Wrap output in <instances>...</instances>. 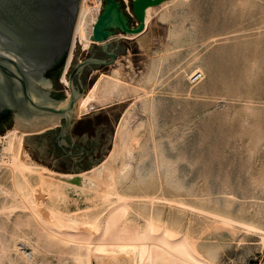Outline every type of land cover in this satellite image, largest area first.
Listing matches in <instances>:
<instances>
[{
  "label": "rangeland",
  "instance_id": "obj_1",
  "mask_svg": "<svg viewBox=\"0 0 264 264\" xmlns=\"http://www.w3.org/2000/svg\"><path fill=\"white\" fill-rule=\"evenodd\" d=\"M129 19L136 24L133 16L130 15ZM109 43L110 49L117 54L118 63L115 60L108 66H87L73 78L77 99L70 112L71 125L61 139L62 146L73 155H64L59 147L61 144L55 142L56 128L24 138L28 157L26 162L63 173H78L91 168L108 153L115 125L133 106L142 124L136 129L137 139L132 152L137 157L132 153L131 167L134 166L131 172L132 169L143 172L145 167L153 170L151 150L152 145L157 143L164 154L175 162L176 168L174 177L177 189L173 190L165 184V197L176 196L182 203L195 207L204 202L202 206L206 209L212 203L211 210L221 211L254 227L252 231L237 227L232 232L228 229L226 232V228H217L218 231L212 232L214 228H206L200 216L177 213L180 220L184 219L182 222H191L190 228L196 226H193L194 230L191 228V233L197 237L198 243L203 246L214 243L215 249L218 248L220 264L264 262V248L258 244L259 234L264 231V0H172L153 9L148 27L137 38L112 39ZM102 54L99 44L92 43L83 49L76 43L67 72L86 58L105 59ZM196 68L201 69V77L191 81L189 77ZM116 69L130 74L128 81L135 83L138 93L103 107L95 105L87 114L78 117L75 104L80 96L96 82L100 74L112 76ZM58 80L63 98L68 90L67 83L61 82L60 75ZM65 103L66 100L58 106L62 107ZM151 103L153 119H150L146 109L147 104ZM145 119L149 122L145 123ZM58 122L62 123L63 119L58 118ZM15 124L16 121L0 134ZM144 126H148L147 130ZM173 140L178 142L175 144ZM142 141H145L144 146L149 147H143ZM166 142L167 145H164ZM139 150L146 154L142 155ZM171 150H174L175 157L170 154ZM117 163L119 165V160ZM2 171L0 185L8 188L10 179ZM152 173L155 175V171ZM67 190L71 197V210L89 205L83 193L71 188ZM226 195H230V198ZM199 197L201 201L199 199L198 202ZM206 199L210 200L205 202ZM216 205L223 206L225 212ZM259 220L262 222L259 223ZM38 255L39 260L36 258V261L48 257L50 263L45 264L54 262L53 255ZM17 260L13 264H32L25 263L23 259Z\"/></svg>",
  "mask_w": 264,
  "mask_h": 264
},
{
  "label": "bare ground",
  "instance_id": "obj_2",
  "mask_svg": "<svg viewBox=\"0 0 264 264\" xmlns=\"http://www.w3.org/2000/svg\"><path fill=\"white\" fill-rule=\"evenodd\" d=\"M171 1H164L157 6ZM87 2L88 0H81L80 3L70 50L65 67L60 74V80L63 84L67 83L65 73L71 64L75 44L79 43L83 49H87L90 44L96 43L90 38L96 17L87 13ZM155 7L149 6L145 10V29L149 25ZM140 34L142 32L119 35V37L134 39ZM118 62L119 59L117 58L115 63ZM201 72L200 68H196L189 78L197 73L200 76ZM114 73L112 76L100 74L96 82L87 89L85 94L80 96L75 104V112L78 117L87 114L95 105L103 107L112 101L138 93L135 83L128 81L130 79L129 73H123L120 69H116ZM209 87L212 88L213 86ZM66 93L69 95L68 91ZM147 105L146 109L149 112L146 113L150 115V119H153L152 103ZM136 115V109L133 106L127 109L115 125L112 146L108 153L100 162L78 173H63L43 165H32L26 162L27 153L24 148V138L56 127L58 118L48 116L43 118L40 123L16 121V124L4 133L3 150L5 156L0 162V170L7 173L11 185L8 188L0 185V264H13L17 258L19 259L17 262L23 259L24 262L32 264L50 263L47 260L48 257H42L44 260L38 261V253L41 256L53 255L54 262L51 264H220L218 248L215 249L214 243L208 246L198 243L197 237L191 233V228L194 225L190 228L191 222L190 224L188 221L182 222L184 219L180 220L181 218L179 219L177 213H192L197 217L200 216V219L206 223V228L209 227L211 230L214 228L212 232L218 231L217 228H226V232L227 229L232 232L237 227H243L246 231L254 229L252 225L220 213V210V212L211 210V202L208 205L210 208L207 207L208 210L202 206L203 200L201 206L198 205L203 208H199L182 203L175 198L176 196L165 197V184L173 190L177 189V181L174 177V169L176 168L175 162L164 154L156 142L152 145L151 150L153 170H148L145 167L143 172L133 169L131 172V168L134 166L131 167V160L133 159L132 150L137 139L136 129L142 124ZM146 119L145 123L148 121ZM171 124L169 125L171 126ZM149 142L147 141V143ZM164 145H167V142ZM145 146L143 145V147ZM176 146L178 147V145ZM140 150L139 153H141ZM174 150H171L170 154H173ZM166 152L168 155L169 151ZM117 160H119V165ZM136 160L138 162V159ZM154 171L155 175L152 173ZM69 188L83 193L84 199L88 201L89 205L83 209L76 207L71 210L69 207L71 197L67 190ZM230 191L233 190L230 189ZM226 196L229 197L230 195ZM199 199L200 197L196 201L199 202ZM207 200L210 199H206L205 202ZM166 205L170 207L166 209ZM238 206L240 207V204ZM222 207L219 206L218 209L221 208L225 212ZM241 207L243 206L241 205ZM257 209L259 210V208ZM253 213L255 212L253 211ZM249 218L253 219L251 216ZM254 218L257 220V217ZM202 220L198 219V221ZM261 222L259 220V223ZM259 226L261 227V225ZM203 231L205 230L203 229ZM259 240L258 244L264 248V231L259 234ZM214 241L217 242V240ZM260 264H264V262L262 261Z\"/></svg>",
  "mask_w": 264,
  "mask_h": 264
},
{
  "label": "water",
  "instance_id": "obj_3",
  "mask_svg": "<svg viewBox=\"0 0 264 264\" xmlns=\"http://www.w3.org/2000/svg\"><path fill=\"white\" fill-rule=\"evenodd\" d=\"M102 1L90 38L107 59L89 57L69 73L66 71L69 96L65 92L61 98L58 76L65 67L81 0H0V114L11 113L0 131L14 121L40 123L53 116L63 119L49 129L58 128L55 142L61 144L71 125L70 112L77 99L73 78L78 71L113 64L117 54L110 49L109 41L122 38L119 35L143 32L146 8L167 0H132L131 16L136 20L133 27L119 0ZM55 68L58 72L49 74ZM64 100L65 105L59 107ZM59 147L64 155H73L62 144Z\"/></svg>",
  "mask_w": 264,
  "mask_h": 264
},
{
  "label": "built area",
  "instance_id": "obj_4",
  "mask_svg": "<svg viewBox=\"0 0 264 264\" xmlns=\"http://www.w3.org/2000/svg\"><path fill=\"white\" fill-rule=\"evenodd\" d=\"M124 4H125V11L129 15H131L129 8H128V1L124 0ZM102 7H103V1L102 0H94V1L88 0V2H87V10H88L87 13L94 15L97 19V17L99 16V14L102 10ZM199 77H201V75L199 76V74L197 73L189 79L191 81H196V80H198ZM4 136H5V134H0V162L3 160V158L5 156V153L3 150Z\"/></svg>",
  "mask_w": 264,
  "mask_h": 264
},
{
  "label": "flooded vegetation",
  "instance_id": "obj_5",
  "mask_svg": "<svg viewBox=\"0 0 264 264\" xmlns=\"http://www.w3.org/2000/svg\"><path fill=\"white\" fill-rule=\"evenodd\" d=\"M104 57H105V59H107V57L105 55H104ZM57 72H58V68H55L52 71H50L49 74L53 73L55 75V73H57ZM10 115H11L10 112L0 114V128L4 125L8 124L9 119H10Z\"/></svg>",
  "mask_w": 264,
  "mask_h": 264
},
{
  "label": "trees",
  "instance_id": "obj_6",
  "mask_svg": "<svg viewBox=\"0 0 264 264\" xmlns=\"http://www.w3.org/2000/svg\"><path fill=\"white\" fill-rule=\"evenodd\" d=\"M120 1V4H121V9H122V12L129 18V14L125 11V4L123 2V0H119ZM128 8H129V11L130 13L132 14V5H131V0H128ZM130 20V19H129ZM131 22V21H130ZM55 133V132H54Z\"/></svg>",
  "mask_w": 264,
  "mask_h": 264
},
{
  "label": "crops",
  "instance_id": "obj_7",
  "mask_svg": "<svg viewBox=\"0 0 264 264\" xmlns=\"http://www.w3.org/2000/svg\"><path fill=\"white\" fill-rule=\"evenodd\" d=\"M130 25L133 27L135 24H132V23L130 22Z\"/></svg>",
  "mask_w": 264,
  "mask_h": 264
}]
</instances>
